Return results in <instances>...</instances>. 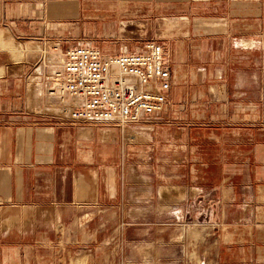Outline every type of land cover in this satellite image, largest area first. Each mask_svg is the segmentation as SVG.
<instances>
[{"label": "crops", "instance_id": "crops-1", "mask_svg": "<svg viewBox=\"0 0 264 264\" xmlns=\"http://www.w3.org/2000/svg\"><path fill=\"white\" fill-rule=\"evenodd\" d=\"M263 34L264 0H0V264L181 262L178 221L199 189L229 194L215 264H264V131L238 110L262 100ZM45 40L159 41L167 108L122 128L71 122L28 72ZM185 253L199 264L197 242Z\"/></svg>", "mask_w": 264, "mask_h": 264}, {"label": "built area", "instance_id": "built-area-1", "mask_svg": "<svg viewBox=\"0 0 264 264\" xmlns=\"http://www.w3.org/2000/svg\"><path fill=\"white\" fill-rule=\"evenodd\" d=\"M48 42L49 51L59 53V64L38 51L29 72H35L33 79L40 77L46 99L71 122L122 128L147 123L167 108L171 75L159 41L145 40L133 50L110 53L101 52L90 40L66 46L45 40L39 47Z\"/></svg>", "mask_w": 264, "mask_h": 264}, {"label": "rangeland", "instance_id": "rangeland-1", "mask_svg": "<svg viewBox=\"0 0 264 264\" xmlns=\"http://www.w3.org/2000/svg\"><path fill=\"white\" fill-rule=\"evenodd\" d=\"M247 42L249 40H246ZM262 41V48L264 54V34L261 38ZM50 42L46 44L44 49H41L39 46L38 48H34L36 53L33 57V62L38 56V51H46V60H47V52L49 51ZM32 65L30 66V69ZM29 72V71H28ZM36 76V75H34ZM263 76V86H264V72H262ZM31 77V76H30ZM33 77V76H32ZM29 79V78H28ZM27 79V80H28ZM254 94L249 95L247 94V101H254ZM259 100V99H258ZM254 103V102H253ZM239 111V121L243 124V127H251L255 130L257 129L259 132L264 131V92L262 94V100L260 104H257L256 108H254V104H246L244 107H240ZM176 109H172V114L175 117ZM56 112L58 110L56 109ZM209 127L212 124H207ZM127 127V126H126ZM205 127V126H204ZM223 127V125H220ZM237 127V125H236ZM241 127V126H238ZM131 128H126L123 130V137L124 142H130L128 140V133L132 132ZM128 130V131H127ZM132 139L134 138V135ZM139 138L138 136H136ZM137 140V139H136ZM135 139L133 140L136 141ZM207 173L204 174V178ZM194 191V190H193ZM197 195L192 198L190 201L186 202L181 209L182 217L180 221H178V240L182 242V249L177 253V257L181 260L178 262H171L173 259L174 253L172 251H168L166 253L167 260L163 262H156L154 259L146 261L144 264H188L185 263L186 261H190V257L187 256L186 248L188 246V242L192 239L194 244L195 242L198 243L199 247V264H203V261H207L205 264H215L219 260V233L224 231V223H223V216L225 213V204L227 203L228 199V191L220 189L214 190H207V189H199L197 190ZM2 208H0V211ZM87 212V211H85ZM82 212L81 214H84ZM83 216V215H82ZM90 215L83 216L79 220L75 219L74 225L75 228H81L84 223L88 221ZM24 225L26 226L27 223L23 221ZM73 225V226H74ZM29 226V224H28ZM1 227V226H0ZM153 248V247H152ZM157 253L153 252V249L150 252V256H154ZM221 254V253H220ZM238 256V255H237ZM194 261V259H193ZM79 264H82L80 261Z\"/></svg>", "mask_w": 264, "mask_h": 264}, {"label": "bare ground", "instance_id": "bare-ground-1", "mask_svg": "<svg viewBox=\"0 0 264 264\" xmlns=\"http://www.w3.org/2000/svg\"><path fill=\"white\" fill-rule=\"evenodd\" d=\"M45 46L44 47H40V48L41 49H44ZM42 52H44V51H42ZM45 53H46V51H45ZM47 61L52 62L53 65H55V66L58 65L59 62H60V55H59V53L58 52L57 53H53V52L48 51L47 52ZM58 112H59V109H58Z\"/></svg>", "mask_w": 264, "mask_h": 264}]
</instances>
